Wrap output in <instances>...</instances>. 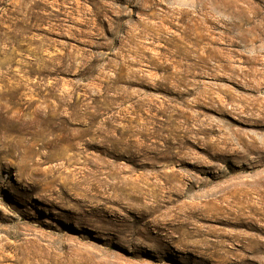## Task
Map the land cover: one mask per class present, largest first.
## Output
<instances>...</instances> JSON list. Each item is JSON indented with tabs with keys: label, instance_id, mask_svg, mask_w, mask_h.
I'll list each match as a JSON object with an SVG mask.
<instances>
[{
	"label": "rangeland",
	"instance_id": "obj_1",
	"mask_svg": "<svg viewBox=\"0 0 264 264\" xmlns=\"http://www.w3.org/2000/svg\"><path fill=\"white\" fill-rule=\"evenodd\" d=\"M0 264H264V0H0Z\"/></svg>",
	"mask_w": 264,
	"mask_h": 264
},
{
	"label": "bare ground",
	"instance_id": "obj_2",
	"mask_svg": "<svg viewBox=\"0 0 264 264\" xmlns=\"http://www.w3.org/2000/svg\"><path fill=\"white\" fill-rule=\"evenodd\" d=\"M183 194V193H182ZM146 212V211H145ZM147 213V212H146ZM195 214V213H194ZM195 218V217H194Z\"/></svg>",
	"mask_w": 264,
	"mask_h": 264
}]
</instances>
